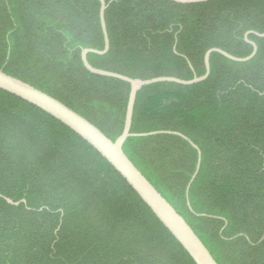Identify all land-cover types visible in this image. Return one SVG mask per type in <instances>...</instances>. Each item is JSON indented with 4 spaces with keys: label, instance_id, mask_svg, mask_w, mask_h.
Instances as JSON below:
<instances>
[{
    "label": "trees",
    "instance_id": "trees-1",
    "mask_svg": "<svg viewBox=\"0 0 264 264\" xmlns=\"http://www.w3.org/2000/svg\"><path fill=\"white\" fill-rule=\"evenodd\" d=\"M109 50L89 64L131 79L205 74L210 49L245 58L264 33V0H104ZM97 0H0V70L63 103L115 141L130 85L88 72L102 51ZM245 63L210 56L198 84L136 96L133 165L184 218L217 264H264V38ZM0 264H195L88 143L0 90ZM24 201V203H22ZM191 208V209H190Z\"/></svg>",
    "mask_w": 264,
    "mask_h": 264
},
{
    "label": "water",
    "instance_id": "water-1",
    "mask_svg": "<svg viewBox=\"0 0 264 264\" xmlns=\"http://www.w3.org/2000/svg\"><path fill=\"white\" fill-rule=\"evenodd\" d=\"M100 3V23L104 38V49L97 51L94 49H84L81 52V61L84 68L91 74L114 78L130 85V92L126 107L124 126L121 135L112 141L106 137L97 127L87 121L85 118L69 109L60 101L34 88L33 86L9 76L0 70V90L16 96L23 101L45 112L88 143L108 164L125 180L129 187L137 194L144 204L151 210L160 223L169 231L175 240L182 246L195 264H217L205 245L194 233L192 228L186 223L176 210L166 201L165 198L151 185V183L142 175V173L133 165L123 151V146L127 139L133 137H148L157 134L176 135L186 140L198 154L197 165L193 176L186 188V200L188 202V193L190 186L199 172L201 165V152L199 148L192 143L187 137L168 131L150 132V133H131L134 105L138 92L143 88L158 83H174L182 86H191L205 81L210 75V56L213 53L237 63H245L254 58L257 53L255 43L248 40V34H253L258 38H264L263 34L247 33L245 41L252 46V53L245 58L234 57L219 49H210L204 56L205 74L201 77L194 76L193 79L186 81L174 77H158L148 80L131 79L129 77L103 71L92 67L88 60V54L105 55L109 50V37L105 23V11L108 5L104 0H97ZM175 3L183 5L200 4L215 0H172ZM6 202L13 206L20 203H14L12 200L4 198ZM24 203V201H22ZM191 209V208H190Z\"/></svg>",
    "mask_w": 264,
    "mask_h": 264
}]
</instances>
